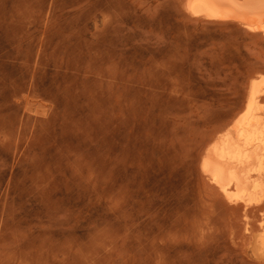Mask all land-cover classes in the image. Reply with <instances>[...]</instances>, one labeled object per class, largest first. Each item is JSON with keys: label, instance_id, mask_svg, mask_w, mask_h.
Instances as JSON below:
<instances>
[{"label": "rangeland", "instance_id": "obj_1", "mask_svg": "<svg viewBox=\"0 0 264 264\" xmlns=\"http://www.w3.org/2000/svg\"><path fill=\"white\" fill-rule=\"evenodd\" d=\"M259 73L185 0H0V264H264L201 165Z\"/></svg>", "mask_w": 264, "mask_h": 264}, {"label": "bare ground", "instance_id": "obj_2", "mask_svg": "<svg viewBox=\"0 0 264 264\" xmlns=\"http://www.w3.org/2000/svg\"><path fill=\"white\" fill-rule=\"evenodd\" d=\"M185 5L194 15L236 20L264 34V0H185ZM220 133L202 157V171L230 203L264 207V74L251 80L245 109ZM256 248L264 255V233Z\"/></svg>", "mask_w": 264, "mask_h": 264}]
</instances>
